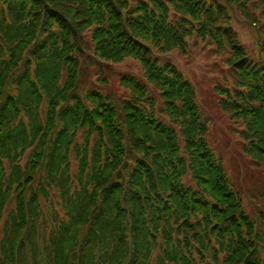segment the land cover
<instances>
[{
  "label": "trees",
  "instance_id": "16d2710c",
  "mask_svg": "<svg viewBox=\"0 0 264 264\" xmlns=\"http://www.w3.org/2000/svg\"><path fill=\"white\" fill-rule=\"evenodd\" d=\"M192 42L226 56L218 106L264 170V0H0V264H150L161 240L157 264H264V212L247 213L195 86L153 58ZM128 61L146 83L105 93L93 68ZM51 191L66 216L49 228Z\"/></svg>",
  "mask_w": 264,
  "mask_h": 264
},
{
  "label": "rangeland",
  "instance_id": "374dc122",
  "mask_svg": "<svg viewBox=\"0 0 264 264\" xmlns=\"http://www.w3.org/2000/svg\"><path fill=\"white\" fill-rule=\"evenodd\" d=\"M236 30L245 46L250 48L254 45L253 31L249 26L243 24L237 26ZM153 53V58L158 60L161 65L168 62L172 63L195 86L204 119L210 121L212 129L211 143L217 153L223 155L231 181L240 186V191L244 192L247 213L252 219L257 220V214L264 212V198L260 197V188L264 186V170L253 167L252 163L243 155L241 151L242 142L236 134L238 127L219 108L218 95L215 92V87L218 85L222 87L231 86L224 80V75L227 73L224 63L226 56H219L214 49H210L201 43L196 45L195 42L191 43L190 54L187 58H184L179 52L167 55H159L156 51ZM86 57L96 62L91 52H87ZM85 65L87 66V63ZM100 70L107 74L111 82V87L103 90L105 93L113 91L118 95L120 94V96H124V90L119 86V79L125 75L134 76L141 82L146 83L140 65L134 61H128L123 65L101 64L100 68H93L92 76ZM151 90L156 94L155 90ZM46 108L44 104L40 108L43 117ZM71 162L77 168V162L73 160ZM49 195H51V202L42 199L41 208L44 217L48 218L50 228L53 226L56 217L66 215L64 212L65 207L60 202L57 193L52 192ZM161 254L162 240L159 241L154 255L150 258V264L159 263Z\"/></svg>",
  "mask_w": 264,
  "mask_h": 264
}]
</instances>
